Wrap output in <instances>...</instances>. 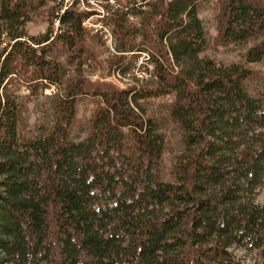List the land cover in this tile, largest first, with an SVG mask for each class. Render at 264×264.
<instances>
[{
    "label": "trees",
    "instance_id": "obj_1",
    "mask_svg": "<svg viewBox=\"0 0 264 264\" xmlns=\"http://www.w3.org/2000/svg\"><path fill=\"white\" fill-rule=\"evenodd\" d=\"M67 1L0 0V264L264 261V0H216L214 38L211 0Z\"/></svg>",
    "mask_w": 264,
    "mask_h": 264
},
{
    "label": "rangeland",
    "instance_id": "obj_2",
    "mask_svg": "<svg viewBox=\"0 0 264 264\" xmlns=\"http://www.w3.org/2000/svg\"><path fill=\"white\" fill-rule=\"evenodd\" d=\"M215 3L216 0H211L208 3L207 7L204 8L201 13V19L203 20V23L210 38H214L216 36V12L214 5ZM97 4L98 3L92 2L93 8L97 10H102L101 7L98 6ZM47 29H48V24L45 21L29 24V32L31 35L43 34L47 31ZM107 46L112 48V46L109 44H107ZM243 52H244V48L241 47L229 46L226 48H220V47L216 48L214 46L211 47L206 52V55L214 58L217 62H230L237 60L241 56V54H243ZM252 68L255 70L264 71V65H255L252 66ZM104 77L106 78V76ZM108 81H110L111 83L115 84L120 88L125 87L127 84L126 81L114 77L108 78ZM170 136L172 137L174 142L178 140L175 132H171ZM256 202L259 204L264 202V189L257 190ZM229 251L235 256L236 259L241 261L243 264H264L262 258L255 251L247 250L240 246H232Z\"/></svg>",
    "mask_w": 264,
    "mask_h": 264
},
{
    "label": "built area",
    "instance_id": "obj_3",
    "mask_svg": "<svg viewBox=\"0 0 264 264\" xmlns=\"http://www.w3.org/2000/svg\"><path fill=\"white\" fill-rule=\"evenodd\" d=\"M72 2V0H68L67 1ZM110 4L115 5L114 0H110ZM81 10H84L87 8L85 7L84 4H81L80 6ZM107 14L105 13V11L102 10H98V15L92 16L88 19H86L83 22V26L85 29L89 30V31H93L96 34H99L100 36H102L104 38V40L106 41L107 44L111 45L113 44V37L112 34L110 33L108 28H105L102 23L99 21L103 16H106ZM59 22L56 21L55 25L58 26ZM149 56L146 53H142L138 56L137 59V65H136V69L134 70L135 75L138 77V79L140 80H148L150 79L151 76V71L153 70V66L151 64H149Z\"/></svg>",
    "mask_w": 264,
    "mask_h": 264
}]
</instances>
